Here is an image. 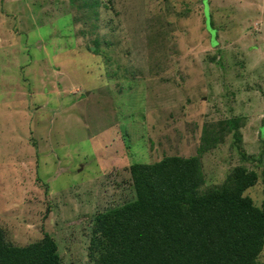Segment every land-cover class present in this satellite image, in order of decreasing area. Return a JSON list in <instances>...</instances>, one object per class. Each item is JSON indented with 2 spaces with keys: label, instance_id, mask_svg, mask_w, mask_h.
<instances>
[{
  "label": "rangeland",
  "instance_id": "obj_1",
  "mask_svg": "<svg viewBox=\"0 0 264 264\" xmlns=\"http://www.w3.org/2000/svg\"><path fill=\"white\" fill-rule=\"evenodd\" d=\"M97 1L0 0V225L52 235L61 264H92V218L135 198L136 161L197 155L200 193L255 169L264 205V159L224 123L259 154L264 0Z\"/></svg>",
  "mask_w": 264,
  "mask_h": 264
},
{
  "label": "trees",
  "instance_id": "obj_2",
  "mask_svg": "<svg viewBox=\"0 0 264 264\" xmlns=\"http://www.w3.org/2000/svg\"><path fill=\"white\" fill-rule=\"evenodd\" d=\"M97 4L85 0L90 8ZM205 18L212 26L209 12ZM239 120L231 116L224 123L240 154L262 164L264 145L256 157L240 148ZM129 173L135 198L92 218V264H260L264 205L245 194L258 180L255 169L236 166L229 183L202 193L197 191L203 182L197 155L136 161ZM0 264H61V258L56 240L47 232L35 242L15 245L5 240L0 225Z\"/></svg>",
  "mask_w": 264,
  "mask_h": 264
},
{
  "label": "crops",
  "instance_id": "obj_3",
  "mask_svg": "<svg viewBox=\"0 0 264 264\" xmlns=\"http://www.w3.org/2000/svg\"><path fill=\"white\" fill-rule=\"evenodd\" d=\"M32 94H33V93H32ZM21 106H22V107H21ZM20 107H21V108H20V109H21V110H20L21 112L26 111V109H27V107H28L27 102H25V103L22 102L21 105H20ZM18 110H19V109H18Z\"/></svg>",
  "mask_w": 264,
  "mask_h": 264
}]
</instances>
